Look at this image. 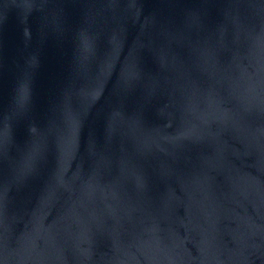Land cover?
<instances>
[{"label": "water", "instance_id": "95a60500", "mask_svg": "<svg viewBox=\"0 0 264 264\" xmlns=\"http://www.w3.org/2000/svg\"><path fill=\"white\" fill-rule=\"evenodd\" d=\"M0 264H264V0H0Z\"/></svg>", "mask_w": 264, "mask_h": 264}]
</instances>
